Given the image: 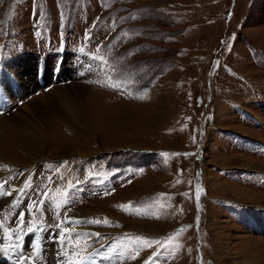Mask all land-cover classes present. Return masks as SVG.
<instances>
[{
    "label": "rangeland",
    "instance_id": "rangeland-1",
    "mask_svg": "<svg viewBox=\"0 0 264 264\" xmlns=\"http://www.w3.org/2000/svg\"><path fill=\"white\" fill-rule=\"evenodd\" d=\"M1 66L21 94L0 144L16 139L10 113L60 88L92 113L84 137L52 113L35 161L3 147L22 165L0 164L20 264H73L72 248L89 264H263L248 239L264 240V0H0Z\"/></svg>",
    "mask_w": 264,
    "mask_h": 264
},
{
    "label": "bare ground",
    "instance_id": "bare-ground-1",
    "mask_svg": "<svg viewBox=\"0 0 264 264\" xmlns=\"http://www.w3.org/2000/svg\"><path fill=\"white\" fill-rule=\"evenodd\" d=\"M51 65H53V63ZM51 65H48L46 67L45 74H46L47 68ZM34 66L36 67V63ZM35 73L37 74L40 72H38V70L35 69ZM76 73L79 74L78 71ZM45 74L43 77L44 84L42 88L45 85ZM59 74H60V70H59ZM57 81H58V78L56 82ZM84 94H85L84 90H82V92L80 93L76 90V88H70V87H64L62 89L60 88L53 92V95H51L52 97L50 98V100H47V101L45 100V102H38L37 100H35V101H32L31 103L29 102L30 104L26 105L25 107L20 108L18 112L15 111L16 114L10 113L7 117L14 123V125L10 123L11 125L9 124L10 126L8 127L9 129L13 130V132L10 134L16 139L9 141V143L2 142L3 145L0 144V164L5 165L4 168L7 167V164L14 165V166H22L19 163V161L15 160L14 156L17 155V153L22 154L24 151L25 153L24 155L23 154L22 155L25 156L26 158V154H28L27 157L29 156V157L35 158L33 159V161H35L39 157H43L45 146L48 145L49 142H51L50 130L54 128V124L52 123L53 119L51 118L52 113H57L61 116L62 119L63 118L66 119L69 126H73L74 128L76 127L80 128V129L78 128L77 129L82 137L87 136V133H85V131L86 129L88 130V126L91 123V122L89 123L88 116H90L92 113L91 114L88 113L89 110L88 111L86 110V112H84L83 110H79V112L75 113L74 111H72V106H70L69 104L65 105L66 100H70L74 98L77 100H80V98H82ZM62 102H65V103H62ZM73 105H74V102H73ZM129 109L131 112H133L132 108H129ZM78 115H80V118L83 120V122L78 121V118H77ZM69 126L66 125L63 127L68 128ZM13 128H16L18 130L13 129ZM3 147H5L8 150L13 149L17 151V153L11 152L12 154H9L10 151L8 152L7 150H4ZM67 152H69V150ZM75 154H78L77 151L75 152ZM70 155H74V154H70ZM78 155H81V154H78ZM52 156L56 158L65 157V156H68V153L66 154L65 152H56V153H53ZM3 169H1L0 172H2ZM1 174L2 173H0V175ZM1 188H2V184H0V189ZM259 196L261 197L260 199H262V201L258 200L257 198L258 196H255L254 200L264 203V194H261ZM7 206L8 205L5 204V201L0 202V210L2 211L5 210V207ZM9 239L10 238L8 236V233L5 231V229L0 228V257L1 258L3 256V251L9 250V247L11 244V241ZM248 241L251 243L252 242L258 243L256 245L254 244L255 245L254 247L252 245L253 248L249 250L252 251V253H254L253 258L256 259L254 261L259 262L260 260H263V264H264V240L259 241L258 239L255 240V238H249ZM249 250L247 249V252ZM68 254H69L68 262L72 259H73V262L78 261V257L82 256L81 255L82 253L77 248H72ZM251 263L252 262H247V261L242 260V261L237 262L236 264H251Z\"/></svg>",
    "mask_w": 264,
    "mask_h": 264
},
{
    "label": "snow or ice",
    "instance_id": "snow-or-ice-1",
    "mask_svg": "<svg viewBox=\"0 0 264 264\" xmlns=\"http://www.w3.org/2000/svg\"><path fill=\"white\" fill-rule=\"evenodd\" d=\"M113 87H118V85H112ZM193 141L195 142V138L193 137ZM173 155H180V154H173ZM184 155H191V154H189V153H185ZM200 194H201V190H200V188H199V186H197V189H196V200H197V204L199 205V199H200ZM20 217H21V220L23 219V214L21 213L20 214ZM199 218H197V220H198ZM19 230V229H18ZM67 229H65L64 230V232L65 233H67ZM180 231H183V229H180ZM179 233H175V234H173V235H178ZM60 238L61 239H64V236L63 235H61L60 236ZM169 239H172V237H169ZM176 247H179V245H177ZM39 250V246L38 245H36L35 247H34V252H33V255H35L36 254V252ZM84 259H86V257H78V262H73V264H79V262H82ZM17 264H20V261L18 260L17 261Z\"/></svg>",
    "mask_w": 264,
    "mask_h": 264
},
{
    "label": "crops",
    "instance_id": "crops-1",
    "mask_svg": "<svg viewBox=\"0 0 264 264\" xmlns=\"http://www.w3.org/2000/svg\"><path fill=\"white\" fill-rule=\"evenodd\" d=\"M231 1H234V0H231Z\"/></svg>",
    "mask_w": 264,
    "mask_h": 264
}]
</instances>
